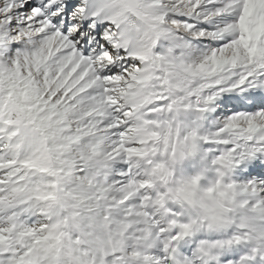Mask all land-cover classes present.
<instances>
[{
	"label": "snow or ice",
	"instance_id": "snow-or-ice-1",
	"mask_svg": "<svg viewBox=\"0 0 264 264\" xmlns=\"http://www.w3.org/2000/svg\"><path fill=\"white\" fill-rule=\"evenodd\" d=\"M0 264H264V0H0Z\"/></svg>",
	"mask_w": 264,
	"mask_h": 264
}]
</instances>
